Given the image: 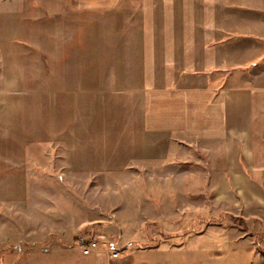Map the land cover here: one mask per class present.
Wrapping results in <instances>:
<instances>
[{"label":"crops","instance_id":"crops-1","mask_svg":"<svg viewBox=\"0 0 264 264\" xmlns=\"http://www.w3.org/2000/svg\"><path fill=\"white\" fill-rule=\"evenodd\" d=\"M250 1L59 0L55 15L59 39L50 47L52 70L35 82L36 88L51 94L62 109L53 114L50 136L25 144L44 149L25 154L19 169L1 171L4 189H18L15 193L4 191L8 196L6 202L0 203L4 212L26 219L25 208L20 214V198L27 191L29 156L41 168L43 160L39 157L48 148L64 147L61 155L68 153L70 159L73 156L80 160L82 155L87 157L85 149L90 145L111 146L116 154L128 140V128L121 124L131 121L133 114V121L138 123L136 141L142 150L151 151L157 146L165 150L163 157L156 153L137 156L140 166L171 162L174 150H179L181 156L186 153L181 147L197 142L208 149L214 161L209 174L214 200L231 210L263 211L264 72L248 82L236 81L232 74L242 65L264 59V41L260 43L257 32H261L257 29L262 25L257 17L260 14L252 15L244 9ZM248 17L256 21L246 22L244 18ZM84 109L86 115L79 117ZM17 115L9 114L10 125L16 124ZM72 167V173L79 175L116 172ZM147 174L155 178L154 171ZM135 209L145 212L147 219L137 223L119 221L116 236L104 224L85 229L90 221L81 218L68 225L74 229L73 234H57V240L45 248L26 251L29 248L24 244H36L42 236L24 234L15 239V264H32L44 253L56 255L64 264H202L196 255L199 246H181L190 238L185 230L182 235L174 232L170 236L173 242L179 236L183 238L175 241L180 246L172 247L158 234L141 235L128 229L149 224L153 228L168 226L166 216L159 212L163 206L157 209L146 200ZM177 215H181L180 209ZM50 216L47 224L53 226L54 218ZM41 218L29 227L44 226L43 215ZM28 223L26 219L23 224L3 225L20 228ZM194 227L197 231V223ZM199 227L202 221L198 222ZM98 235L106 241L100 240L97 252L84 255L80 242ZM194 237L199 240L197 234ZM105 242L110 250H119L120 255L112 258ZM147 242L152 244L141 245ZM192 252L194 256L187 261Z\"/></svg>","mask_w":264,"mask_h":264},{"label":"rangeland","instance_id":"rangeland-1","mask_svg":"<svg viewBox=\"0 0 264 264\" xmlns=\"http://www.w3.org/2000/svg\"><path fill=\"white\" fill-rule=\"evenodd\" d=\"M245 7V11H251L252 15L260 14L257 17L261 19L262 25L257 26V29H261L263 34L257 32L261 35L258 37L262 43L264 0H251ZM58 9L59 0H0V173L3 169H19L25 154H34L37 148L44 149L42 146L25 144L50 136L52 120L55 122L53 114L62 109L59 101L51 94L38 90L35 82L38 77L47 75L52 70L50 47L59 39L58 20L55 16ZM244 20L256 21L250 17ZM248 45L250 43L246 46ZM239 69L232 73L236 81L257 80L259 74L264 72V59H261V63L259 59L251 61ZM92 111L88 115L91 116ZM10 113L19 114L15 116L17 122L13 126L8 122ZM84 115L85 109L79 117ZM135 119L133 114L131 121L129 119L121 124L128 128V140L123 142V147L118 148L116 154L111 146L90 145L85 149L87 157L84 159L85 155H82L80 160L73 156L70 159L68 153L66 156L61 155L65 151L64 147L58 150L48 148L39 157L43 160L41 168L33 158L28 157L31 172L27 180V191L20 198L23 203L20 205V214H24L25 208L29 223L27 227L20 228L14 225L4 226V222L23 224L26 219L24 216H8L0 206V264L17 262L15 256L18 254L15 249L18 243L15 239L22 238L24 234L39 235L42 236V241L22 244L26 249L29 248L26 251L45 248L57 240V234H73L74 229L68 225L76 223L80 218L90 221L85 229L104 224L116 236L119 221L133 220L137 223L147 219L145 212L135 209L146 200L153 202L157 209L163 206V210L159 212L166 216L168 226L153 228L149 224L128 229L139 231L141 235L158 234L172 247L180 246L175 241H183V238L179 236L173 242L170 236H174V232L182 235L185 230L190 238H187L185 244L181 242V246H186L187 249L199 246L196 255L202 264H264V210H231L214 200L209 179L214 161L207 152L208 149L197 142L187 143L186 148L181 147L186 152L181 156L179 150H174L171 162L151 163L150 166L154 167L145 166V163L140 166L137 156L145 153L162 156L165 150L160 146L151 151L142 150V146L136 141L138 123L133 121ZM61 133L65 134V131ZM15 143L18 145H14ZM20 143L25 146H20ZM72 164L93 169H112L116 172L79 175L72 173ZM152 171L155 178H150L147 174ZM169 173L171 177H166ZM8 190L18 192V189ZM8 190L4 189L0 181V203L6 202L8 196L4 191ZM179 209L181 215L178 217ZM51 214L54 218L53 226L47 224V217L51 218ZM42 215L44 226L29 227L34 220H42ZM13 217L16 219L13 220ZM199 221H202L201 228H198ZM196 223L197 231L194 227ZM196 234L199 238L197 241L194 237ZM105 239L104 237L103 240ZM151 244L147 242L141 245ZM192 253L191 256L188 254L187 261L194 256V252ZM47 254L49 253L39 255V259L34 258L32 264H64L56 255ZM3 256H6L5 259ZM21 256L22 254L19 257Z\"/></svg>","mask_w":264,"mask_h":264},{"label":"built area","instance_id":"built-area-1","mask_svg":"<svg viewBox=\"0 0 264 264\" xmlns=\"http://www.w3.org/2000/svg\"><path fill=\"white\" fill-rule=\"evenodd\" d=\"M104 237L98 236L97 238L91 239L87 242H80L81 251L84 255H88L92 252H97L99 250V242L100 240H103ZM106 241V240H103ZM105 245H107L106 251L110 254L112 258H116L120 255L119 250H110L109 244L105 242Z\"/></svg>","mask_w":264,"mask_h":264},{"label":"trees","instance_id":"trees-1","mask_svg":"<svg viewBox=\"0 0 264 264\" xmlns=\"http://www.w3.org/2000/svg\"><path fill=\"white\" fill-rule=\"evenodd\" d=\"M262 252L264 253V249L262 250Z\"/></svg>","mask_w":264,"mask_h":264}]
</instances>
